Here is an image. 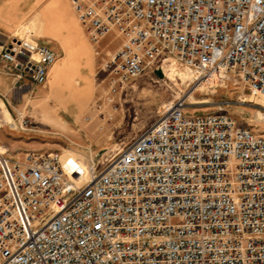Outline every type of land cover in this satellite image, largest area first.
I'll return each instance as SVG.
<instances>
[{"label": "built area", "instance_id": "built-area-1", "mask_svg": "<svg viewBox=\"0 0 264 264\" xmlns=\"http://www.w3.org/2000/svg\"><path fill=\"white\" fill-rule=\"evenodd\" d=\"M70 2L95 54L106 35L120 39L101 66L110 87L168 64L191 90L237 82L264 101V0ZM57 59L28 30L0 32L12 85H43ZM187 95L99 167L66 168L55 152L13 158L0 143V264H264V136L222 105L188 112Z\"/></svg>", "mask_w": 264, "mask_h": 264}, {"label": "rangeland", "instance_id": "rangeland-1", "mask_svg": "<svg viewBox=\"0 0 264 264\" xmlns=\"http://www.w3.org/2000/svg\"><path fill=\"white\" fill-rule=\"evenodd\" d=\"M35 15L17 27L29 23ZM42 24L23 29L41 40ZM11 33L18 36L19 31ZM115 42L110 40L108 46ZM101 66L94 73L93 84L86 78L79 83L70 74L48 75L43 85L27 81L13 85L6 95L8 104H3L6 111L0 110V143L9 155L18 158L27 150L55 152L60 153L66 168L87 169L92 161L99 167L139 134L162 104L189 93L192 104L187 106L188 112H210L222 105L236 124L264 136V112L259 108L264 104L263 98L249 94L240 83L229 82L225 87L199 85L191 90V75L166 64L143 72L122 88H112L107 71ZM170 66L173 72L168 70ZM239 96L246 101L237 102ZM18 115L27 119V127L22 130L13 128Z\"/></svg>", "mask_w": 264, "mask_h": 264}, {"label": "crops", "instance_id": "crops-1", "mask_svg": "<svg viewBox=\"0 0 264 264\" xmlns=\"http://www.w3.org/2000/svg\"><path fill=\"white\" fill-rule=\"evenodd\" d=\"M34 14L36 15L29 23L17 27ZM32 24L39 27L42 24L39 35L41 40L47 42L49 47L58 54V59L48 69L47 76L63 77L74 74L79 83L86 78L93 84L94 73L104 61L108 60L120 43L119 37L110 33L99 41L98 54H95L83 28L76 19L70 0H0V32L9 34L12 31H19L22 33L28 30L23 28ZM28 31L38 40V36ZM107 37L110 38L105 41ZM112 39L116 42L109 47V41ZM12 87V81L0 74V110L3 108L6 111L2 96L6 98Z\"/></svg>", "mask_w": 264, "mask_h": 264}, {"label": "bare ground", "instance_id": "bare-ground-1", "mask_svg": "<svg viewBox=\"0 0 264 264\" xmlns=\"http://www.w3.org/2000/svg\"><path fill=\"white\" fill-rule=\"evenodd\" d=\"M168 70H169L170 72H173V68H172L171 66L168 67ZM164 73L167 74L166 71H164ZM174 76H175V75H174ZM190 96H191V93H189V94L187 95V102H188V104H192L190 101H188L189 98H190ZM80 181H82V180H81V177L78 179V182H77V183H79Z\"/></svg>", "mask_w": 264, "mask_h": 264}]
</instances>
